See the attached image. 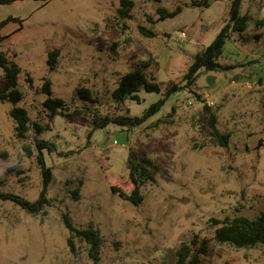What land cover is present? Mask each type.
<instances>
[{"label":"rangeland","instance_id":"374dc122","mask_svg":"<svg viewBox=\"0 0 264 264\" xmlns=\"http://www.w3.org/2000/svg\"><path fill=\"white\" fill-rule=\"evenodd\" d=\"M132 1L130 19L120 17V0H17L0 6V52L20 69L22 100L15 106L48 126L37 137L49 147L38 150L32 132L18 139L9 116L13 105L0 102V264H174L180 245L194 235L208 241L202 264H264V245L219 244V225L212 223L254 218L264 208V0L241 2L248 26L231 33L219 58L231 69H201L191 85L185 79L189 66L228 22L229 0L210 1L209 7L193 5L201 0ZM158 8L180 11L159 20ZM56 50L51 69L49 53ZM142 62L159 92L142 89L139 102L115 104L111 93L121 76ZM45 80L67 111L52 115L43 109ZM78 88L89 89L97 103L85 104ZM0 90L10 91L1 68ZM154 104L156 111L149 113ZM211 114L217 130L230 136L226 147L209 136ZM118 115L143 120L131 129L111 123L93 128L94 119ZM131 153L157 166L155 182L141 189L139 206L111 192H131ZM39 156L50 170L46 184ZM75 189L78 200L70 193ZM42 194L49 204L37 215L4 199L34 202ZM64 214L77 228L98 231V261L84 240L70 236Z\"/></svg>","mask_w":264,"mask_h":264},{"label":"trees","instance_id":"16d2710c","mask_svg":"<svg viewBox=\"0 0 264 264\" xmlns=\"http://www.w3.org/2000/svg\"><path fill=\"white\" fill-rule=\"evenodd\" d=\"M16 1L17 0H0V6L12 4ZM42 1L45 2L46 0ZM210 1L217 0H201L199 2H193V5L197 7H209ZM241 2L242 0H229L228 22L218 33L214 41L201 52L197 53L193 58L185 75L188 85L194 82L201 69L207 72H225L231 69V66L221 65L219 63V58L222 55L225 42L231 33H242L248 26L249 16L240 14ZM132 8V0H120V8L118 9L120 17L122 19H130L129 13ZM179 11L180 8H177L173 12H168L163 8L157 9L159 20L172 18ZM9 20L10 18H7L5 21ZM257 24L262 25L263 22L258 21ZM140 30L146 37H154L155 35L153 31L145 28H140ZM57 56V50L49 53V60L47 63L51 69L55 66ZM147 67L148 63L142 62L136 69L121 76L118 86L111 93L112 100L115 104H123L127 99L139 102L140 98L138 93L142 89L148 93L159 92V86L153 82V80L149 81L146 77L144 71ZM0 68L3 70L4 78L8 81L10 86V91L8 93H3L0 90V102H8L13 105L9 111V116L14 123V133L16 137L18 139H26L27 135L32 132L35 147L40 151L49 149L48 144L38 140L37 137L46 131L48 126H42L40 123L32 121L27 110L15 106L22 100V93L19 91V67L13 62H8L4 54L0 52ZM41 92L48 95L47 99L42 102L44 110L51 112L52 115L67 111V106L63 100L51 97L50 82L48 80L44 81ZM76 94L85 104L97 103L92 92L87 88H78ZM156 105L157 104H154L150 108L149 113L156 111ZM204 109L207 113L210 112L208 107L205 106ZM147 115L149 114L147 113ZM142 120L143 119L138 117L118 115L116 117L106 116L99 121L94 119L92 124L93 128H103L111 123L119 127L131 129L132 127L138 126ZM208 128L210 129V138L220 147H226L229 143L230 136L229 134L220 133L217 130L216 118L213 114L209 115ZM25 149L29 152V148ZM38 162L43 169L42 175L44 183L46 184L50 180V170L44 169V164L40 156L38 157ZM127 169L129 180L133 186L131 192L125 193L117 187H111V192L133 206H139L143 201L141 189L145 184L155 182L152 173L157 170V166L149 157L142 156L139 158L131 153L127 161ZM70 193L73 199H79L78 189ZM4 199H11L19 207L33 215H37L44 205L49 204V200H47L43 194L39 200L34 202L14 196H4ZM63 221L70 236H75L76 238L84 240L89 247V255L94 261H98L102 245L98 231L94 230L92 227L84 229L77 228L66 214L63 215ZM212 223L213 225H219L214 233V240L219 244H228L236 249H249L264 245V208L259 215L254 218L235 216L233 218L227 217L222 222L213 220ZM67 243L72 249L70 238H68ZM207 249L208 241L206 239H200L198 235H194L188 244L184 243L180 245L175 254L174 264H202L201 256L207 253Z\"/></svg>","mask_w":264,"mask_h":264},{"label":"water","instance_id":"95a60500","mask_svg":"<svg viewBox=\"0 0 264 264\" xmlns=\"http://www.w3.org/2000/svg\"><path fill=\"white\" fill-rule=\"evenodd\" d=\"M207 85L208 86H213L214 85V78L213 77H208L207 78Z\"/></svg>","mask_w":264,"mask_h":264},{"label":"built area","instance_id":"2783aa9c","mask_svg":"<svg viewBox=\"0 0 264 264\" xmlns=\"http://www.w3.org/2000/svg\"><path fill=\"white\" fill-rule=\"evenodd\" d=\"M184 37H185V35H184V33H181L180 34V39L182 40V39H184ZM210 98L207 96L206 98H205V102L208 104V105H210Z\"/></svg>","mask_w":264,"mask_h":264}]
</instances>
